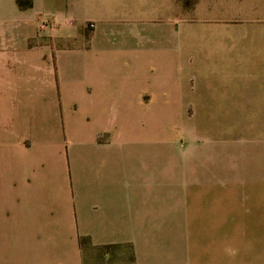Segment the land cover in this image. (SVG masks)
Wrapping results in <instances>:
<instances>
[{"label":"crops","instance_id":"crops-1","mask_svg":"<svg viewBox=\"0 0 264 264\" xmlns=\"http://www.w3.org/2000/svg\"><path fill=\"white\" fill-rule=\"evenodd\" d=\"M43 1L0 10V264H264V0Z\"/></svg>","mask_w":264,"mask_h":264},{"label":"rangeland","instance_id":"rangeland-1","mask_svg":"<svg viewBox=\"0 0 264 264\" xmlns=\"http://www.w3.org/2000/svg\"><path fill=\"white\" fill-rule=\"evenodd\" d=\"M28 1L32 4V0H0V10L8 11L12 8V5L22 8H31L36 11L46 10V1L36 0L33 6H26ZM49 2L55 3V0H50ZM191 114L194 115L195 113H179L178 131L181 136L188 134L186 126L191 122H198L200 120L198 123H201V117H190ZM195 135L201 139V128L195 131ZM84 249L88 259L85 264H132V258L129 252L122 246L93 247L89 244H85Z\"/></svg>","mask_w":264,"mask_h":264},{"label":"trees","instance_id":"trees-1","mask_svg":"<svg viewBox=\"0 0 264 264\" xmlns=\"http://www.w3.org/2000/svg\"><path fill=\"white\" fill-rule=\"evenodd\" d=\"M26 6H31V2L28 1V3H27ZM81 243H82V244H87V243H88V239H87L86 237H83V238L81 239ZM111 246H115V245H108V246H106V247H111Z\"/></svg>","mask_w":264,"mask_h":264},{"label":"built area","instance_id":"built-area-1","mask_svg":"<svg viewBox=\"0 0 264 264\" xmlns=\"http://www.w3.org/2000/svg\"><path fill=\"white\" fill-rule=\"evenodd\" d=\"M90 26L92 27V26H93V24L91 23V24H90Z\"/></svg>","mask_w":264,"mask_h":264}]
</instances>
